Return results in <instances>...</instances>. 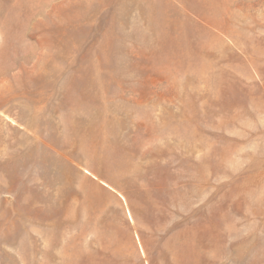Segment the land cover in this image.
Instances as JSON below:
<instances>
[{
	"label": "rangeland",
	"instance_id": "1",
	"mask_svg": "<svg viewBox=\"0 0 264 264\" xmlns=\"http://www.w3.org/2000/svg\"><path fill=\"white\" fill-rule=\"evenodd\" d=\"M0 264H264V0H0Z\"/></svg>",
	"mask_w": 264,
	"mask_h": 264
}]
</instances>
